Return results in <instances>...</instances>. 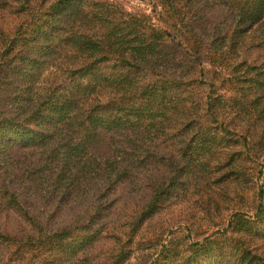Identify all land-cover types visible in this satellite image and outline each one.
I'll return each mask as SVG.
<instances>
[{"label":"trees","instance_id":"obj_1","mask_svg":"<svg viewBox=\"0 0 264 264\" xmlns=\"http://www.w3.org/2000/svg\"><path fill=\"white\" fill-rule=\"evenodd\" d=\"M149 3L0 0V264H264V0Z\"/></svg>","mask_w":264,"mask_h":264},{"label":"rangeland","instance_id":"obj_2","mask_svg":"<svg viewBox=\"0 0 264 264\" xmlns=\"http://www.w3.org/2000/svg\"><path fill=\"white\" fill-rule=\"evenodd\" d=\"M115 1L118 5L122 6L127 11H143L145 14L149 15L150 22H152L154 25H156L155 17L150 10V3L149 0H111ZM261 183V179L257 181V184L259 185ZM256 191L254 190L248 192V196L256 197ZM231 204H220V211L218 212L220 216L226 217L228 214L232 213L234 207L231 208ZM78 215L77 213H66V217H64L63 220L72 219L74 215ZM203 212L197 208L194 196L193 195H182L179 196L177 199H174L169 204H167L160 212V214L155 218L152 219L149 223V227L146 228L147 231H151L153 228L158 229L160 226L169 228L172 231H177V223L179 219H182L186 221L187 224L193 222V218L196 217V219H200ZM125 213H120L119 211L112 213L113 218L115 217H123ZM193 217V218H191ZM180 225H185L184 223L180 222ZM199 225V226H196ZM199 228L193 231V234L196 233V235L201 234L200 236L207 235L211 230H214L216 226H208L207 221H202L198 224H194L192 229ZM148 233V232H146ZM145 233V234H146ZM198 236V237H200ZM99 245V246H98ZM98 246V247H97ZM97 246L94 250V253H97L100 251V248L102 250L104 249V244H101V242L97 243ZM143 256H134L130 259V261L127 264H141L142 263Z\"/></svg>","mask_w":264,"mask_h":264}]
</instances>
